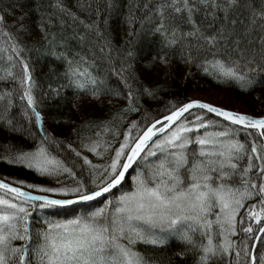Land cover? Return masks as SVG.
Returning <instances> with one entry per match:
<instances>
[{"label":"snow or ice","instance_id":"snow-or-ice-1","mask_svg":"<svg viewBox=\"0 0 264 264\" xmlns=\"http://www.w3.org/2000/svg\"><path fill=\"white\" fill-rule=\"evenodd\" d=\"M6 7L12 11L0 8V35L7 38L9 67L0 69V79L19 82V99L26 102L20 117L27 126L13 113V92H6L0 94V130L34 141L38 138L39 143L32 150L6 143L3 158L50 183L0 179V264H163L148 248L163 249L172 238L180 242V251L174 255L182 264L189 258L193 264H264V253L258 255L248 243L255 239L264 244V226L258 228L260 236L249 224L242 228L245 238L233 239L239 234L237 223L242 221L238 216L246 205L248 218L264 224V116L256 118L200 99L167 101L164 114L156 110L157 116H152V110L141 103L144 99L159 101L160 93L167 92L168 82L174 79L172 54L176 52L184 65L196 67L217 85L242 92L264 87V0H157L156 19L146 15L144 20L153 25L147 32L158 38V51L146 62L132 47L140 42L137 37L144 29V21H139L140 30L135 28L134 16L128 18L125 45L115 49L99 20L86 23L61 0L52 7L93 34L97 38L93 46L88 45L86 34L77 35L75 30L59 38L50 32L55 23L52 14L48 19L41 17V35L36 39L24 23L28 14L22 13L8 25V17L18 9L13 4ZM107 7L112 8V0H107ZM95 11L99 15V5ZM103 23L107 25V20ZM65 25L67 21L62 20L61 26ZM9 27H15L16 33L8 31ZM19 34L34 39L33 46L21 45ZM73 43L80 51L72 50ZM94 46L109 65L104 74L92 71L97 65L88 54L95 56ZM26 51L37 60L54 61L49 75L60 83L56 87L49 84L47 95L65 107L70 104L72 115L81 116L79 125L71 118L62 121L71 127L68 138L56 135L61 121L54 117L53 130L45 127L35 95L38 85L30 60L23 56ZM132 61L142 63L143 73ZM17 65L20 76L13 71ZM109 73L119 76L122 88L110 85ZM145 77L156 80L146 83ZM117 102L122 106L108 120L97 123L84 116L89 108L115 107ZM141 112L146 125L142 134L138 131L132 136V130L140 126L135 120L127 132H119L117 121ZM93 127L100 129L95 132L97 137L123 135V140L114 148L108 141L102 145L100 139L81 135ZM253 130L261 139L259 147L255 138L248 140ZM72 135L79 149L101 158L109 151L114 156L107 165L93 164L71 142ZM133 165L136 175L124 190ZM118 187V197L88 214L63 220L33 215L37 210L93 202Z\"/></svg>","mask_w":264,"mask_h":264},{"label":"trees","instance_id":"trees-1","mask_svg":"<svg viewBox=\"0 0 264 264\" xmlns=\"http://www.w3.org/2000/svg\"><path fill=\"white\" fill-rule=\"evenodd\" d=\"M56 2L57 0H3V3L0 4V8L11 12L12 10L6 6L8 4H13L18 9L12 14V16L8 17V25L14 24L15 18L19 17L22 13H27L28 17L24 23L30 28L33 37L36 39H39L41 35L38 27L41 17L48 19L49 14H52V18L55 23L54 27L50 29V32H55L59 38L61 34H67L71 36L73 35V30H75L77 35L86 34L88 45L93 46L92 41H95L97 38L93 34H88L83 25H80L78 22L73 23L70 17H68L66 14L60 13L59 9L53 8L52 5H54ZM61 3L65 7L69 8L72 12L76 13L86 23H92L93 21L99 20L101 31L104 32L105 37L111 40L115 49H120L125 45V41L128 39L127 33L130 31L128 18L134 16L138 21L135 24L136 29L140 30L139 21H144V29L139 31V35L137 37L140 42L132 46L134 50L146 58L144 62H146L147 59H150L151 55L158 51V38L151 37L147 32V30L153 27V25L144 20L146 15H153V19H156L154 12L157 0H151V3L149 0H112L111 9L107 7V0H61ZM89 3H91V8H88ZM145 4H148V8H145ZM80 5H83V7H80ZM98 5L100 8L99 15H97L95 11ZM62 20H66L67 25H71V27H68L67 25L62 27ZM104 20H107V25L103 23ZM18 26L19 25H17V27ZM7 30L14 34L16 33L15 27H9ZM6 39V37L0 35V69L9 67V52L6 50L8 48V44L5 43ZM17 40L21 45L28 48H31L35 43L34 39L25 37L23 34L17 35ZM72 50L80 51V49L76 47L74 43L72 44ZM94 50L96 53L95 56H93L91 53L88 54L89 60H95L97 65V67L92 69V71L94 73L99 72L101 74L108 72L109 65L106 62L104 55L99 52L98 47L94 46ZM113 55H116L115 51L113 52ZM23 56L25 59L30 60V67L33 69V77L38 85L37 89L35 90V95L37 100L40 102L39 110L45 116V127L48 128L49 131L53 130L52 118L54 117L61 121V124L56 127V135L60 139L68 138L71 132V127L63 124L62 121L71 118L76 122L77 125H79L81 122V116L80 114L72 115L70 104L65 107L63 106L62 102H53L47 95L49 84H51L52 87H56L58 83H60V81H57L51 75H49V66L53 64L54 61H52L51 58L37 60L35 54L29 53L27 51L23 53ZM172 59L175 69L174 79L168 82L167 92L160 93L161 100L159 101L147 99L141 101L145 108L152 110V116H157L156 110H159L161 115L164 114L165 104L167 101L176 102L177 100L194 99L195 95H197L198 99L200 100L211 102L215 105L239 111L254 117L264 116V87H256L252 91L242 92L235 87L217 85L211 77L204 75L203 72L196 67L184 65L179 59V52L172 54ZM132 62L136 63V61ZM136 68L138 72L143 73L142 63H136ZM13 71L17 76L21 75V68L19 65H17ZM189 72H191V75H189ZM0 75H3V73L0 72ZM155 80L156 77H152L151 79L145 77L146 83H154ZM109 83L113 88L123 87V85L120 84L119 76L110 73ZM6 92H13L15 101L13 113L18 119L21 120V123H24L27 126L26 121L22 120L20 117L22 106H24L26 102L19 99L20 94H22V89L19 87V82L13 78L0 79V94ZM67 95L71 99V91H68ZM121 106L122 103L117 102L115 107L105 106L100 108L97 106L94 108H89L84 113V116L88 120L99 123V121L110 119L111 113L115 112L116 109ZM142 115V112L131 113L127 115L122 122L117 121L116 128H118L120 133H125L128 131L132 121H138L140 122L139 128L132 130V136L135 137L138 131L142 133L146 127L144 121L141 119ZM191 118L192 117H189V119ZM99 130L100 129L95 127L87 128L82 130L81 135L85 138L91 137L92 140L100 139L102 145L104 141H108L114 148L118 147L119 142H122L123 140V135H119L115 139H113L111 134H102L101 137H97L95 132ZM33 131L35 132L36 130L33 129ZM253 138H255L256 144L259 147L261 139L256 137L254 130L253 136L248 138L249 142H251ZM241 139H243V133L241 134ZM70 140L74 143V146L78 147V150L83 152V155H86L93 162V164L102 166L107 165L110 162L109 157L114 156V152L109 151L108 153H104L103 158L98 157L93 155L91 152L79 149V143L75 135H72ZM9 142L19 145L24 150H32L35 145L39 143V139L37 138L34 141L31 138L26 139L20 136H13L11 133H6L0 130V179L7 178V182L9 183L14 180H24L26 183H39L45 185L49 184L50 181H48L46 178L39 177L30 170L19 165H9L5 162L3 158L4 145ZM85 142H87V140ZM99 150L103 152V147H101ZM61 155H63V153H61ZM255 163L259 162L256 161ZM100 171H102V168ZM85 175H87V173H85ZM134 175H136L135 165H133L126 177V181L123 185L124 190H128L130 188L131 178ZM27 190L36 192L31 189ZM2 194L3 193L0 192V195ZM120 194L121 190L118 187L117 189H113L111 194H106L105 196L100 197L93 202L68 206L67 209L44 210V212L37 210L33 215L34 217H41L47 214V219L63 220L66 218H71L73 214H88L94 211L96 208L104 207L108 199H114ZM248 203L251 204L254 203V201H249ZM66 211L68 212V215L64 214ZM53 212H59L60 214L52 215L51 213ZM247 212L248 207L246 205L245 208L241 209L238 216V221H242V223H237V231L239 234L238 236L233 237V239L237 242H240L241 239L245 238L246 236V234L243 233L242 228L248 227L249 224H251L254 229V233L257 236L259 233L258 228L264 225H257L255 220H250L247 216ZM260 235L262 234L259 233L258 236ZM248 243L254 247L258 255L260 253H264V244H262L260 240L251 239L248 241ZM180 248V242L175 238H172L170 239L169 245L167 247L156 250H153L149 247L148 252L150 255L162 260L163 264H168L169 258H171V264H182V262L174 255L177 251H180ZM139 250L144 251L145 249L141 247ZM183 264H193V260L189 258L183 262Z\"/></svg>","mask_w":264,"mask_h":264},{"label":"water","instance_id":"water-1","mask_svg":"<svg viewBox=\"0 0 264 264\" xmlns=\"http://www.w3.org/2000/svg\"><path fill=\"white\" fill-rule=\"evenodd\" d=\"M254 117V116H253ZM256 118H259V117H256ZM142 134V133H141ZM155 139V138H154ZM131 169H129V171H130ZM15 186H18V185H15ZM25 191H29V190H27V189H24ZM32 192V194L33 195H38V194H40V193H36V192H33V191H31ZM106 195V194H105ZM100 198V197H99ZM99 198H97V199H99ZM78 204H80V203H78ZM78 204H74V205H78ZM72 206V205H71ZM264 226V225H263ZM260 233V232H259ZM259 233L257 234V236L259 235Z\"/></svg>","mask_w":264,"mask_h":264},{"label":"rangeland","instance_id":"rangeland-1","mask_svg":"<svg viewBox=\"0 0 264 264\" xmlns=\"http://www.w3.org/2000/svg\"><path fill=\"white\" fill-rule=\"evenodd\" d=\"M194 99H198L197 95H195Z\"/></svg>","mask_w":264,"mask_h":264}]
</instances>
